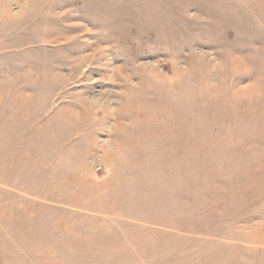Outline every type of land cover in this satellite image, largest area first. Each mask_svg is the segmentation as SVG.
Returning <instances> with one entry per match:
<instances>
[{"label": "rangeland", "instance_id": "rangeland-1", "mask_svg": "<svg viewBox=\"0 0 264 264\" xmlns=\"http://www.w3.org/2000/svg\"><path fill=\"white\" fill-rule=\"evenodd\" d=\"M0 264H264V0H0Z\"/></svg>", "mask_w": 264, "mask_h": 264}]
</instances>
